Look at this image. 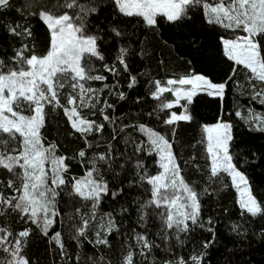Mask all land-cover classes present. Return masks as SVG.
Listing matches in <instances>:
<instances>
[{"label": "snow or ice", "instance_id": "snow-or-ice-1", "mask_svg": "<svg viewBox=\"0 0 264 264\" xmlns=\"http://www.w3.org/2000/svg\"><path fill=\"white\" fill-rule=\"evenodd\" d=\"M13 7L12 0H0V13ZM16 11L25 21L38 18L49 41L47 51L39 54L30 26H6L20 45L9 61L0 59V174H6L0 179V216L9 218L0 226V264H33L26 251L35 231L47 238L54 254L58 250L62 262L73 260L70 241L78 250L85 243L95 249V254L77 251L75 264H137L136 256L140 264H156L153 253L158 249L173 254L160 264H205L207 250L217 243L218 228L212 216L205 217L203 198L229 187L237 194L238 207V218H229V234L241 242L248 238L246 224L264 219V202L237 165L234 124L221 117L202 125V137L191 147L202 146L203 152L199 159L190 156L184 167L174 138L180 122L194 120L195 98L203 94L223 102L230 82L238 90L250 89L240 94L264 106V0H23ZM196 16L202 26L221 30L219 41L223 57L232 64L231 75L214 82L193 71L163 82L147 81L156 103L144 115L168 128L172 139L145 122L125 123V116L115 115L117 105L110 98L126 101L124 85L133 90L139 76L146 75L132 71L133 50L124 42L129 25L135 20L156 30L161 19L180 24ZM241 71L246 86L235 80ZM242 107L235 111L236 118L250 131L264 133V111L248 106L244 112ZM60 112L71 130L68 135L83 141L70 156L60 154V144L44 134L49 116ZM128 129L142 138L137 140ZM147 158H152L154 173ZM70 161L80 165L82 175L71 174ZM188 166L200 173L202 190L196 180L186 178ZM125 177H130L127 188L140 193L130 204L120 201ZM64 197L67 210L61 208ZM109 198L118 207L103 211ZM133 210L134 224L125 227ZM12 220L24 227L13 230ZM197 231L210 238L203 239L199 251L176 256L174 245L184 248ZM113 234L121 237V255L116 258ZM259 237L264 240V229Z\"/></svg>", "mask_w": 264, "mask_h": 264}, {"label": "trees", "instance_id": "trees-1", "mask_svg": "<svg viewBox=\"0 0 264 264\" xmlns=\"http://www.w3.org/2000/svg\"><path fill=\"white\" fill-rule=\"evenodd\" d=\"M12 3L13 8L0 13V59L9 61L14 54V50L20 45V40L9 35L6 31L7 24L12 22L25 23L30 26L35 40L36 52L39 54L45 53L49 41L47 28L38 18H30L28 21L21 18L16 11V6H22L23 0H12ZM104 15H108V12H105ZM127 30L129 35L124 42L130 44L133 50V56L131 57L132 71L134 74L144 73L146 75L139 76L140 83L133 90H128L126 84L124 85L123 90L128 92L126 101H119L115 97L110 98L117 105L115 115L125 116V123L145 122L158 131L165 132L172 139V133L168 128L156 121L154 116L150 118L144 115L156 103L150 98L149 93L152 86L147 81L160 79L163 82L169 77L185 75L194 71L208 76L214 82H223L231 75L232 64L223 57L219 41L222 32L219 29L213 30L202 26V20L199 16L180 24H167L161 19L160 26L156 30L145 28L142 24H137L133 20ZM28 43L31 45L32 41L29 40ZM235 80L242 85H247L243 71L236 75ZM108 82H112L111 77H109ZM122 83H124L123 80ZM96 86L98 87L99 84ZM240 91L250 93V89L247 87L238 90L237 85L230 82L223 102L218 98L203 94L198 95L193 105L194 120L191 123L180 122L177 126L174 138L175 151L180 157L182 167H184V161L192 155H196L199 159L203 147L198 145L196 149H193L191 145L201 139V126L217 122L221 117L224 120H230L234 124L233 153L238 156L237 165L249 178L254 194L260 201L264 202V133L250 131L235 116V111L239 106H243L241 110L244 112H246L248 106L264 111V106L251 101L249 95H241ZM165 95L168 99L172 98L170 94ZM137 96L141 97L139 104L136 103ZM222 103L223 109L221 110ZM160 115L163 118L165 114L161 113ZM70 131L66 120L63 118V113L60 112L49 116L44 134L48 140L60 144V154L70 156L73 154V150L83 147V141L73 140L68 135ZM110 131L109 129L105 135L109 136ZM128 132L137 140L142 138L134 129H128ZM147 159L148 166L154 173L156 169L153 167L152 158ZM70 163L72 165V175L83 174V169L78 163L72 161ZM200 163L203 164V161H200ZM184 174L190 182L196 180L198 190H202L204 184L201 182L200 173L188 166L184 168ZM2 175L5 176L6 174ZM129 178L125 177V192L120 197V201L127 204L131 203L133 197L140 194L138 189L127 188L126 182ZM118 186V184L113 185L114 188ZM236 196L235 190L229 187L218 194L214 193L210 197L203 198L204 215L205 217L212 216L218 228L217 243L207 250L205 264H229V262L230 264H264V240L259 237V233L264 229V219L255 218L247 222L248 238L242 242L229 234L227 227L229 218L233 221L238 218ZM67 199V197L63 198L62 210L68 208ZM111 207H118V205L109 198L105 200L102 210L108 211ZM125 219V227L132 226L136 219L135 211L133 210L132 214ZM12 226L13 230L24 227L23 224L15 221L12 222ZM55 230H60L59 226ZM193 237V240L187 243L184 248L174 245V254L187 257L193 249L199 251L202 248L203 239L210 238V234L197 231L193 234ZM89 238H94L91 231ZM111 241L113 258L119 257L121 255V237L113 234ZM157 243H160V241L157 240ZM68 248L73 260L62 262L59 260L58 250L54 254L47 238L35 231L29 239L26 255L33 261V264H75L74 257L77 251L95 254V249L87 243H85L82 250H78L75 244L69 241ZM153 255L157 257L156 264H160L162 259L173 257L172 253L165 254L159 249ZM140 259L139 256L135 257L137 264H140Z\"/></svg>", "mask_w": 264, "mask_h": 264}, {"label": "rangeland", "instance_id": "rangeland-1", "mask_svg": "<svg viewBox=\"0 0 264 264\" xmlns=\"http://www.w3.org/2000/svg\"><path fill=\"white\" fill-rule=\"evenodd\" d=\"M214 123H208V124L211 125V124H214ZM2 178H4V175L0 174V179H2ZM8 219L9 218L7 216H0V226L5 225V223L8 221ZM13 221H15V220H12L11 221V224H10V226L12 227V229H13V226H12V222Z\"/></svg>", "mask_w": 264, "mask_h": 264}, {"label": "crops", "instance_id": "crops-1", "mask_svg": "<svg viewBox=\"0 0 264 264\" xmlns=\"http://www.w3.org/2000/svg\"><path fill=\"white\" fill-rule=\"evenodd\" d=\"M216 123V122H215Z\"/></svg>", "mask_w": 264, "mask_h": 264}]
</instances>
